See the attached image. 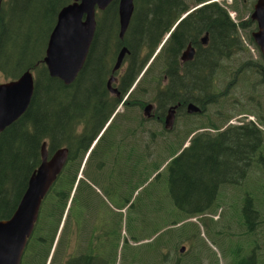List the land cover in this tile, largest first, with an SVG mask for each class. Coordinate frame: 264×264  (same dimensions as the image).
Wrapping results in <instances>:
<instances>
[{"label":"trees","instance_id":"obj_1","mask_svg":"<svg viewBox=\"0 0 264 264\" xmlns=\"http://www.w3.org/2000/svg\"><path fill=\"white\" fill-rule=\"evenodd\" d=\"M249 1L193 0L189 6L184 0H133L134 13L119 39L118 0H113L96 12L84 66L66 86L49 77L43 58L58 12L72 0H0V73L5 81L27 70L35 77L27 111L0 133V221L15 212L40 163L41 145L50 154L68 150L65 167L41 203L21 264H47L62 222L50 264H117V259L119 264H167L160 254L173 231L159 234L144 248L130 242L158 234L155 225L163 227L168 220L176 226L212 215L223 185L238 186L251 163L264 170L261 118L203 124L187 130L174 147L171 143L180 134L162 121L177 105L178 112L188 103L204 109L228 96L214 93L211 77L221 61L243 49L239 31L252 27L248 41L254 44L251 14L256 0ZM204 36L206 45L201 44ZM189 44L195 55L182 63L180 56ZM123 47L128 53L113 72ZM111 76L119 96L107 89ZM148 104L155 107L151 119L138 113ZM120 106L123 111L116 113ZM154 184L157 189L151 190ZM168 197L185 219L160 215L169 206ZM240 207L237 236L240 243L241 237L252 239L245 253L240 244L230 250L228 263L262 264L255 262L252 248L257 236L264 238V225H259L264 220L260 214L258 220L253 197L243 198ZM206 218L198 219L205 227ZM183 239L191 241L187 235ZM155 252L157 258L151 257Z\"/></svg>","mask_w":264,"mask_h":264},{"label":"rangeland","instance_id":"obj_2","mask_svg":"<svg viewBox=\"0 0 264 264\" xmlns=\"http://www.w3.org/2000/svg\"><path fill=\"white\" fill-rule=\"evenodd\" d=\"M184 1L189 6H193V0ZM213 1L220 3L223 0ZM253 1L255 0H250L249 2L253 3ZM230 16L235 17V14L231 12ZM247 17L248 14H245L244 19L246 20ZM251 31L252 27L239 31L244 45L243 49L228 61H221L211 77V83L215 84L214 93L218 95L225 93L228 96H225L226 98L222 97L224 99L219 98L218 100H222L217 105L207 106L208 108L206 107L205 113L202 115L181 113L173 123V133L179 132L180 134L176 141L173 139L171 143L173 147L183 140L187 130L197 128L203 124L214 123L219 125L223 124L225 119H229L228 124H238L243 121L239 119L241 117H247L248 120L256 122L253 116L256 119L261 118L262 122L264 121V59L260 57L256 49L257 46L252 45L248 41ZM3 81H5V78L0 73V83ZM138 113L142 115V110ZM259 128L264 131V126H259ZM158 129L161 130L162 126L159 125ZM193 135L186 137L184 142L187 139L185 143L188 144L187 141ZM97 140L98 138L93 142L91 148L96 144ZM238 183V186L223 185L217 196V203H220V205H215L212 215L207 214L195 219H185L180 216L168 197L169 206L162 209L159 212L160 215L168 219H177L179 217L185 220L179 222L176 226L172 225L175 224L174 220L166 221L163 227H161V224H157L155 226L160 230L158 234L152 235L149 239L141 238L136 244L130 242V245L144 248L145 245L152 243L159 234L171 230L174 237L166 242V245L161 250L162 254H160L161 258L168 260L167 264H229V259L233 255L231 253L232 249L237 248L238 244H240L245 253V248H247L248 242L252 239L249 236H246L247 239L241 237L242 243H240V239L237 236L240 232L238 229L242 199L248 195L253 197L258 220L261 222L260 215L264 220V170L257 162L251 163L246 175L240 178ZM156 189L157 186L154 184L151 190ZM172 208L174 211L171 212ZM123 211V214H125L126 210L124 209ZM204 218H206L205 221L207 222L206 227L202 222L198 221V219ZM138 224L139 221H137ZM99 231L100 229L95 231V233L98 234ZM183 235H187L191 241L183 239ZM123 237L127 238L126 234L123 233ZM183 247L185 250L181 251ZM54 248L55 246L51 250L49 259L52 258L51 255H53ZM150 256L157 258L158 254L155 252L153 255L150 254ZM117 257H120L119 250ZM118 261L119 259H117V264H119Z\"/></svg>","mask_w":264,"mask_h":264},{"label":"water","instance_id":"obj_3","mask_svg":"<svg viewBox=\"0 0 264 264\" xmlns=\"http://www.w3.org/2000/svg\"><path fill=\"white\" fill-rule=\"evenodd\" d=\"M113 0H72L57 14L56 23L49 34L43 64L49 77L56 78L64 85H71L82 70L96 31V12L104 11ZM134 13L133 0H118V37L122 39ZM251 19L256 23L252 32L254 44L264 56V0H256ZM207 44V37L201 39ZM127 48L123 47L116 56L113 72L117 71ZM195 48L187 45L180 56L182 63L192 61ZM35 77L27 70L15 80L0 83V133L20 118L28 109L33 96ZM115 78L111 76L107 89L119 96L112 88ZM167 111L164 127H173L176 108ZM154 105L148 104L142 114L149 118ZM187 114L200 112L199 107L188 103ZM186 147V146H185ZM68 160L67 148H60L50 154L43 143L40 148V163L32 172L27 188L10 219L0 221V264H21L27 242L38 221L43 199L57 180ZM184 247L181 251H184Z\"/></svg>","mask_w":264,"mask_h":264},{"label":"flooded vegetation","instance_id":"obj_4","mask_svg":"<svg viewBox=\"0 0 264 264\" xmlns=\"http://www.w3.org/2000/svg\"><path fill=\"white\" fill-rule=\"evenodd\" d=\"M257 48V47H256ZM116 80V79H115ZM113 84V83H112ZM112 86V85H111ZM209 106V105H206L204 109H200V112L198 114H194V115H202L205 113V109L206 107ZM186 106H184L183 108H180V111H175V114H174V121L177 120V118L179 117V115L181 113H184V114H187V111H186ZM208 108V107H207ZM123 109L122 107H117L116 109V113L117 112H122ZM168 111V110H167ZM155 107L153 108V110L151 111V115H150V119L151 118H154L155 116ZM166 114L167 112L165 113L164 115V119L166 117ZM188 115V114H187ZM114 116V115H113ZM113 116L111 117V119L113 118ZM111 119L109 120V122L105 125L104 129L102 130V132L100 133V135L105 131V129L108 127V125L110 124L111 122ZM164 119L162 120L163 121V125H164ZM257 217H258V213H257ZM260 226H263L264 224H259ZM259 238V236H257L254 240H253V248H252V252H253V255H254V259H255V262H257L258 260L261 261L262 264H264V238L262 239H257ZM257 239V240H256ZM256 240V241H255ZM251 260H252V256H251Z\"/></svg>","mask_w":264,"mask_h":264}]
</instances>
